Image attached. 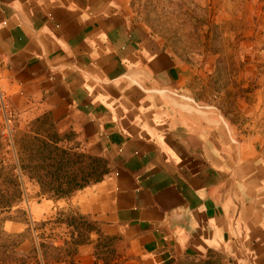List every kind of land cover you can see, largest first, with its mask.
<instances>
[{"label":"crops","instance_id":"crops-1","mask_svg":"<svg viewBox=\"0 0 264 264\" xmlns=\"http://www.w3.org/2000/svg\"><path fill=\"white\" fill-rule=\"evenodd\" d=\"M215 70L172 52L129 0H0L6 111L108 163L60 201L20 173L21 205L53 227L36 243L43 264H264V80L240 78L243 94L221 95L235 101L226 112L211 99ZM76 211L112 238L111 258L97 256L95 233L66 254L71 228L56 220Z\"/></svg>","mask_w":264,"mask_h":264},{"label":"rangeland","instance_id":"rangeland-1","mask_svg":"<svg viewBox=\"0 0 264 264\" xmlns=\"http://www.w3.org/2000/svg\"><path fill=\"white\" fill-rule=\"evenodd\" d=\"M129 4L137 22L180 58L200 67L206 62L216 66L209 89L212 101L220 109L228 112L234 106V100L220 99L226 90L235 97L247 90L240 86V78L249 76L252 88L258 79L264 80V0H129ZM4 126L0 118V163L10 166L16 155L14 142L29 132L13 122L10 138L2 134ZM22 187L24 201L26 187ZM19 209L25 210L30 220L23 233L5 230L6 221L2 219L9 215L0 216V264H43L36 243H43L44 232L53 227L34 222L31 211L21 204L10 215L24 219L17 213ZM57 253L52 250L51 256Z\"/></svg>","mask_w":264,"mask_h":264},{"label":"trees","instance_id":"trees-1","mask_svg":"<svg viewBox=\"0 0 264 264\" xmlns=\"http://www.w3.org/2000/svg\"><path fill=\"white\" fill-rule=\"evenodd\" d=\"M14 148L17 164L8 166L0 163V216L9 215L2 219L3 222L19 220L10 214L23 198L20 173L28 174L37 182L41 194L54 201L69 199L89 185L101 182L108 173L105 158L65 148L59 144L55 134H46L39 129L23 134L14 142ZM17 213L25 217L20 222L30 224L25 210L19 209ZM56 221L71 228L72 243L65 250L66 254H78L79 247L90 243L95 233L98 235L97 256L110 255L112 238L105 236L91 217L76 211Z\"/></svg>","mask_w":264,"mask_h":264},{"label":"built area","instance_id":"built-area-1","mask_svg":"<svg viewBox=\"0 0 264 264\" xmlns=\"http://www.w3.org/2000/svg\"><path fill=\"white\" fill-rule=\"evenodd\" d=\"M0 118H2V121L5 122L4 130L2 129V134L6 135V137L12 136L13 133V127L12 123L15 122V119H13L12 116L9 115V113L6 111L4 106V98L3 95L0 92Z\"/></svg>","mask_w":264,"mask_h":264}]
</instances>
